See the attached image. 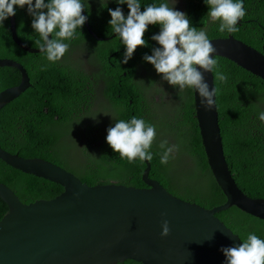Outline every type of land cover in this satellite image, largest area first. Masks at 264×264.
Listing matches in <instances>:
<instances>
[{"label":"trees","instance_id":"16d2710c","mask_svg":"<svg viewBox=\"0 0 264 264\" xmlns=\"http://www.w3.org/2000/svg\"><path fill=\"white\" fill-rule=\"evenodd\" d=\"M102 1L89 0L90 15L85 10L90 17L91 28L98 37L115 34L109 23L102 24L103 18H107V14L102 11ZM139 2L141 11L150 3H167L166 0ZM246 3L247 6L256 7L259 0H246ZM121 6L127 15V4ZM259 6L261 8L256 9L252 17L256 21L246 24L238 22L239 31L233 35L264 52V4ZM184 7L191 25L198 31L205 30L208 38L229 34L218 30L220 21L211 20L205 0H184ZM16 11L20 37L27 45L39 49L35 41L40 37L32 28L33 17L27 12V5L24 8L17 6ZM110 19L108 14V21ZM159 30L160 25H149L144 37L148 46L135 50L139 55L138 64L132 58L127 63L122 62L125 52L123 45V51L112 59V63H117L122 69L116 71L107 61L108 53L103 54V45L107 46L109 42L90 34L85 23L81 32L77 30L78 40L75 38L70 42V49L65 56L76 51L79 42L90 39L97 57L100 60L105 58L102 62L104 71L95 72L86 71L87 66L82 57L78 68H74L70 64H63L62 59L52 63L41 53L27 52L14 40L11 18H7L0 24V59L22 63L29 74L32 87L0 111V146L23 158H39L57 164L75 173L82 182L90 186L118 184L144 188L147 187L143 183L146 163L138 159L130 163L126 158H121L107 143L105 136L100 134L97 125L90 127L85 146H78L79 149L83 148L78 151V165L71 159L69 142L74 128L78 129L85 124V114L90 111H108L110 127L119 119L128 121L136 116L156 125L157 129V140L151 148L153 159L148 161L151 164L150 178L159 181L174 195L207 208L224 203L226 196L208 166L196 116L194 89L185 88L179 92L178 86L169 87L154 66L143 59L145 53L151 55L152 48L159 47L151 39ZM215 59L218 66L214 71V78L216 71L224 72L229 77L227 84L215 79L221 133L229 169L247 194L264 198V122L259 119V113L264 111V80L228 59ZM43 65L47 67L40 70ZM124 72L127 73L126 76ZM22 78V72L16 68H0V93L19 86ZM96 78H104L103 88L94 85ZM156 82L162 83L165 89L155 90L153 85ZM173 90L175 92L169 96ZM97 91H102L103 96ZM178 95V100L170 103L174 106L173 113H165L163 106L169 103L168 96ZM95 97L99 99L96 101ZM161 139L180 145L179 152L167 165L160 163L161 150L158 144ZM94 151L95 155L92 154ZM185 160L189 165L192 164V171L179 170L176 167L178 161ZM0 182L13 189L26 204L51 200L65 191L59 184L14 169L1 158ZM9 211L8 204L0 198V221ZM216 215L242 240L249 233L264 239V219L237 206ZM121 264L140 263L127 260Z\"/></svg>","mask_w":264,"mask_h":264},{"label":"water","instance_id":"95a60500","mask_svg":"<svg viewBox=\"0 0 264 264\" xmlns=\"http://www.w3.org/2000/svg\"><path fill=\"white\" fill-rule=\"evenodd\" d=\"M83 14L88 16L86 11ZM10 18L14 40L27 52L40 54L20 37L17 11ZM86 24L93 36L103 39L91 28L90 18ZM209 40L216 47L215 57L228 59L264 80L263 51L231 33ZM3 67L20 70L23 78L19 86L0 93V111L32 87L22 63L0 59ZM204 75L210 88L216 87L214 72ZM214 99L216 106L205 111L195 92L208 166L226 196L224 203L212 208L180 198L150 178L147 160L143 174L147 187L90 186L57 164L23 158L0 146V158L9 166L65 189L57 198L26 204L0 182V198L10 207L0 221V264H121L127 260L140 264H225L221 248L243 241L216 214L237 206L264 219V198L247 194L233 177L224 151L217 96ZM165 219L170 234L161 236Z\"/></svg>","mask_w":264,"mask_h":264},{"label":"clouds","instance_id":"9594fccd","mask_svg":"<svg viewBox=\"0 0 264 264\" xmlns=\"http://www.w3.org/2000/svg\"><path fill=\"white\" fill-rule=\"evenodd\" d=\"M182 2L184 5V0ZM116 3H126L129 9L125 15L121 7L108 8L110 28L125 46L122 62L127 63L138 47L148 46L144 37L149 25H160L159 33L151 37L159 47H153L151 55L145 53L143 59L154 66L163 80L172 86H178L179 92L185 88L194 89L205 111L216 106L214 97L217 96L218 89L210 88L204 74L213 73L217 69L218 61L213 55L217 50L206 31H198L191 25L187 13L176 10L173 6L169 7L166 2L149 4L143 11L139 0H116ZM205 3L209 6L208 15L211 20L220 21V32L233 34L239 31L238 22L246 15L244 0H205ZM25 5L28 14L33 17L32 28L40 37L35 41L39 45V52L52 63L64 57L70 49V42L77 36V30L81 32L90 18L82 13L86 9L89 15L91 12L89 0H35V3L33 0H0V24L15 15L17 6L24 8ZM46 67L43 65L40 70H45ZM215 79L227 84L229 77L224 72L216 71ZM259 119L264 122V111L259 113ZM156 140V125L136 116L128 121L119 119L107 129V143L130 163L137 159L141 162L151 161V148ZM158 147L161 150L162 165H167L180 150L179 144H170L167 139H161ZM161 228V236L170 234L168 220L162 221ZM242 241L234 246L221 248L226 257L225 264H264V239L249 233Z\"/></svg>","mask_w":264,"mask_h":264},{"label":"flooded vegetation","instance_id":"af4514ba","mask_svg":"<svg viewBox=\"0 0 264 264\" xmlns=\"http://www.w3.org/2000/svg\"><path fill=\"white\" fill-rule=\"evenodd\" d=\"M166 1L168 3L169 7H171L170 1L169 0H166ZM33 3H35L34 0H33ZM173 3H174V5H172V6L174 7L177 4V1L173 0ZM102 4L104 5L103 8H102V11L107 14V16H106L107 18H106V20L103 18L102 24H108V14H109L108 8L115 9L116 7H121L122 10L124 11V7H122L121 5L117 4L116 0H103ZM244 4H245L244 7L246 9V16H245L246 19L245 20L243 19L242 21H239V23L246 24V23H251L253 21H256L254 18H252L254 16L253 13H254V11L256 9H260L261 8L259 5H263L264 4V0H259V4L256 7L247 6L246 0H244ZM183 10L185 12L184 5H183ZM76 38L78 40V36H76ZM102 41L109 42L107 44V46L103 45V54L104 53L105 54L108 53L107 61L110 64H112L113 69H116V71H122V69L118 67L117 63H112V59L117 57L119 55V53L123 51V44L120 43L119 37L116 36V34H113V35L111 34V35H108L106 37H103ZM79 44L80 45L77 46L76 51H74V52L72 51L70 55L68 54L69 56H65L64 55V57L62 58V60L64 61L63 64H66V65L70 64L72 67L78 68L80 60H81V57H82V60L86 63V66H87L85 68L86 71H95V72L96 71H104V66H103L102 62L105 60V58L100 60L97 57V55L93 51V46H92L93 43L90 41V39H84V41L79 42ZM138 58H139V55L136 52H134V54L132 56V61L133 62H137V64H138ZM137 71H140V69H138ZM126 75H127V73L124 72V76H126ZM137 81H138V78H137ZM164 83L167 84L170 87V84L166 80L164 81ZM94 85L101 86L103 88L104 85H105L104 78H96V79H94ZM97 92L100 93L101 97L103 96L102 95V91H97ZM174 92H175L174 90L170 91L169 95H171ZM95 98H96V101L99 99V97H95Z\"/></svg>","mask_w":264,"mask_h":264},{"label":"rangeland","instance_id":"374dc122","mask_svg":"<svg viewBox=\"0 0 264 264\" xmlns=\"http://www.w3.org/2000/svg\"><path fill=\"white\" fill-rule=\"evenodd\" d=\"M170 1V5L172 7V5H174L173 0H169ZM174 8L176 10L179 11H183V2L182 0H177V4L174 6ZM160 85V86H159ZM153 88L156 90L158 89H165L164 85L162 83L156 82L155 85H153ZM153 90V89H152ZM171 96V95H169ZM169 103L165 104L163 106V110L165 113L167 114H172L174 111V106L170 103L176 102L178 100V96H172L169 97ZM109 113L108 111L105 110H99L96 109L94 111H90L89 113L85 114V124L83 126H81L80 128L76 129L74 128L73 133H71L72 135L70 136V145H71V159L73 161V163L75 165H78V163L80 162L79 158L80 155H78V151H81L82 149H79L78 146H85L86 141L88 139V131H91V126L97 125L99 127L100 130V134L102 136H107V129L110 127L109 122H110V114H105V113ZM96 115V116H95ZM92 116H95V118H93ZM95 151L92 153L95 155ZM176 167L179 170H186V171H192V164L189 165V162L187 160L185 161H178L176 164Z\"/></svg>","mask_w":264,"mask_h":264}]
</instances>
